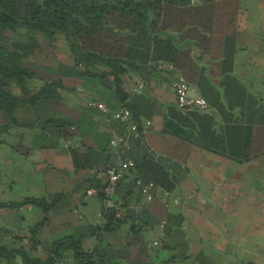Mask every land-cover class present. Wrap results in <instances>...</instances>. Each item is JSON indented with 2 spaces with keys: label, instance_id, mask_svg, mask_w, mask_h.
Instances as JSON below:
<instances>
[{
  "label": "trees",
  "instance_id": "trees-1",
  "mask_svg": "<svg viewBox=\"0 0 264 264\" xmlns=\"http://www.w3.org/2000/svg\"><path fill=\"white\" fill-rule=\"evenodd\" d=\"M237 6L238 0H0V112L5 118L0 123V143L13 149L6 138L17 136L23 141L29 135L30 145L20 143L21 149H14L27 155L32 149H52L61 140L68 141L73 170L86 181L93 159L84 135L92 125V109H98L88 104V95L119 109L116 102L126 97L125 77L168 72L157 67L166 62L197 88L210 107L208 111L180 108L176 103L163 107L159 133L173 138L164 148L166 156L183 161L191 144L239 163L264 155V100L233 74ZM59 38L67 59L48 66L37 56L41 41L51 45ZM67 96L76 102L82 97L84 103H73ZM131 116L139 127V145L142 124L139 115L131 112ZM16 128L22 130L13 133ZM108 151L107 160L109 140ZM125 157L134 168L133 175L116 186V203L127 208L122 215L101 204V220L82 223L71 207V194L65 191L0 201V208L31 205L43 215L25 230L0 226V264H57L67 257L71 264H169L189 258L187 243L172 245L160 237L153 249L170 253L154 261L158 253L145 252L141 228L154 227L162 215L146 219V209L129 208L131 195L136 201L143 197L137 179L175 189L174 164L145 148ZM103 179L97 173L90 176L85 190L100 189ZM149 204L161 208L156 200ZM138 220L141 228L135 224ZM127 221L133 234L128 245L141 252L117 247L107 256L98 243L84 246L85 238L100 241L105 232L118 231ZM182 222L167 215L164 236ZM49 224H56L57 231L71 230L47 242L40 232ZM192 260L201 264L196 257Z\"/></svg>",
  "mask_w": 264,
  "mask_h": 264
},
{
  "label": "crops",
  "instance_id": "crops-1",
  "mask_svg": "<svg viewBox=\"0 0 264 264\" xmlns=\"http://www.w3.org/2000/svg\"><path fill=\"white\" fill-rule=\"evenodd\" d=\"M237 8L233 74L251 92L264 100V0H238ZM144 76V87L140 93L134 91V80L137 76L130 73L124 82L125 100L116 102L112 94L108 95H112L117 108L129 105L131 112L139 115L140 121L151 122L141 134L140 144L138 145L136 137L126 154L143 152L145 148L157 156L167 157L166 159L174 164L173 172L178 177L172 192L190 196L187 202H171L167 206L158 199H153L161 205V208H158L151 204L147 206L150 201L144 200L143 197L142 200L136 201L134 195H131L129 208L132 210L146 209L149 214L147 217L145 215L146 219L152 215L157 219L156 213L162 215V219L158 221L159 225L146 227L144 230L139 220L135 222L142 229L140 238H144L145 252L158 253L154 259L156 262L162 257H167L170 253L167 249H153L159 238L164 237V240L172 245L182 241L187 243L186 254L190 255L183 261L169 264H197L192 260L193 257L201 261V264H264V155L239 163L191 144L183 161L166 156L164 148L173 142V138L159 132L163 107L176 103L169 87L173 73L156 71ZM67 97H71L73 103L80 104L72 98L73 96ZM94 97L97 99L95 95ZM92 113V125L84 135L85 141L92 149L93 159L89 174L85 176L86 181H83L82 173L73 170L67 151L68 141L61 140L59 145L51 150L32 149L26 157L32 158L34 163H48V167L56 170L57 174H63L62 170L67 171L68 178L71 179L69 189L63 188L60 191L71 194V207L82 223L96 224L101 220L96 216L100 211L101 198L88 196L85 184L90 176H93L91 171H96L97 177H103L101 171L110 160H107L110 133L119 131L120 127L118 122L109 118L101 109L93 108ZM24 140L25 145H30L29 135ZM76 145L78 146L77 143ZM55 177L60 179V176ZM2 184L3 180L0 178V185ZM9 187H12V183ZM16 210L24 213L20 216L22 222L19 226L12 227L8 222L9 218L3 215H0V223L25 230L34 224H30L33 217L41 213L31 205ZM126 210L123 206V213ZM11 212H15V209ZM167 215L178 216L183 222L181 226H175L170 235L164 236L163 224ZM118 231L133 236L130 221ZM130 239L118 248L126 247L131 253H138V246L128 245ZM154 241L157 244L154 245ZM68 261L69 257L65 262Z\"/></svg>",
  "mask_w": 264,
  "mask_h": 264
},
{
  "label": "rangeland",
  "instance_id": "rangeland-1",
  "mask_svg": "<svg viewBox=\"0 0 264 264\" xmlns=\"http://www.w3.org/2000/svg\"><path fill=\"white\" fill-rule=\"evenodd\" d=\"M67 51L65 48V43L62 39H58L53 44H48L47 41H41L40 51L37 54L39 59L46 65L55 66V64L66 61ZM91 95V94H90ZM80 104L84 103L83 98H78ZM34 110V109H33ZM17 114V112H15ZM5 118L0 112V123H3ZM13 129V133L19 132L22 129ZM9 143L15 145V148L20 147V143H24L25 140H21L17 136L6 138ZM25 144V143H24ZM29 144V143H28ZM11 146L6 143H0V178L3 180V184L0 185V201H15L19 200L26 195H52L55 192L60 191L63 188L69 189L68 186L71 183V179L68 178L67 171L62 170L63 174H57L56 170L48 167V163H34L32 158L26 157L17 151H15ZM51 150V149H48ZM39 164V165H38ZM62 175V178H61ZM55 176H60V179H56ZM5 181V182H4ZM12 187H9L11 185ZM15 209V212H11ZM37 209V208H36ZM0 215L9 218V223L12 227L19 226L22 211L18 212L16 208H1ZM43 215L37 214L33 217V222L36 223L38 220L42 219ZM3 224L0 223V226ZM57 225L49 224L41 229L40 236H45L47 242L56 239L60 236L67 234L71 228L68 227L64 230L57 231ZM132 237L128 233L117 232H105L102 236V240H97L96 237H87L84 239L85 247H93L98 243L99 250L103 249L108 256L113 252L114 249L122 244H125L127 240ZM129 240V241H130ZM57 264H71L70 262H65L63 259ZM125 264V263H122Z\"/></svg>",
  "mask_w": 264,
  "mask_h": 264
},
{
  "label": "built area",
  "instance_id": "built-area-1",
  "mask_svg": "<svg viewBox=\"0 0 264 264\" xmlns=\"http://www.w3.org/2000/svg\"><path fill=\"white\" fill-rule=\"evenodd\" d=\"M157 67L158 69L173 73V78L170 81L169 87L175 96L178 107L193 106L201 111H208L210 109L208 102L198 93L197 88L187 82L184 75L172 63L160 62ZM134 83V91L140 93L144 87V79L136 77ZM87 100L88 104L96 106L107 114L109 118L117 121L120 124V130L110 133L109 147L111 156L110 160L101 171V175L104 178V185L100 189L90 187L86 190V194L88 196H98L101 194V204L103 207L115 209L116 215L119 216L122 215L123 211L120 202L116 203V186L123 178L133 175L134 162L126 158L125 153L130 149L132 141L139 136V127L132 118L131 112L127 106L112 110L100 101H92L91 95H88ZM140 122L143 132L151 124L149 120ZM67 144H69V142H67ZM76 146L75 144V147ZM95 173L97 172L91 171L92 175ZM136 183L142 186V196L146 201L158 199L164 206H167L171 202H187L190 198V196H181L176 192H172V190L164 189L151 181L143 183L141 179H137ZM96 216L101 218V211H99ZM153 244L155 245L157 242L154 241Z\"/></svg>",
  "mask_w": 264,
  "mask_h": 264
},
{
  "label": "water",
  "instance_id": "water-1",
  "mask_svg": "<svg viewBox=\"0 0 264 264\" xmlns=\"http://www.w3.org/2000/svg\"><path fill=\"white\" fill-rule=\"evenodd\" d=\"M166 169H168V166L166 165Z\"/></svg>",
  "mask_w": 264,
  "mask_h": 264
}]
</instances>
